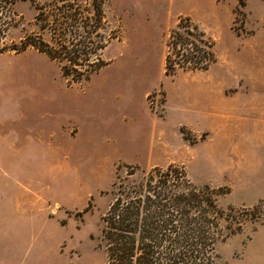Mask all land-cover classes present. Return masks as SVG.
<instances>
[{
    "label": "rangeland",
    "instance_id": "1",
    "mask_svg": "<svg viewBox=\"0 0 264 264\" xmlns=\"http://www.w3.org/2000/svg\"><path fill=\"white\" fill-rule=\"evenodd\" d=\"M89 4L0 0V264H104L100 217L123 166L146 171L169 161L196 185L227 188L222 209L261 204L256 221L248 217L218 254L222 264H264V145H244L245 158H232L218 118L211 142L193 145L203 136L181 126L196 129L197 116L180 110L192 99L206 102L202 80L210 77L217 114L246 105L256 119L253 98L264 93L256 82L264 81V0H106L103 22L95 28L91 21L95 29L87 30L94 45L100 36L108 43L76 62L98 58L106 66L78 83L32 48L16 53L26 39L53 45L63 32L53 23L61 19L57 9L72 5L84 19ZM179 18L212 41L215 63L206 77L177 69L191 67L181 55L198 44L187 29L176 32L191 44L175 36L177 45L166 49ZM165 53L176 76L164 75Z\"/></svg>",
    "mask_w": 264,
    "mask_h": 264
},
{
    "label": "trees",
    "instance_id": "2",
    "mask_svg": "<svg viewBox=\"0 0 264 264\" xmlns=\"http://www.w3.org/2000/svg\"><path fill=\"white\" fill-rule=\"evenodd\" d=\"M86 1L91 7L87 12L92 13L84 19L79 9H72V5L57 9L61 12V19L53 23L58 29L63 28V32L54 35L53 41L51 39L53 45L26 39L16 53L32 48L44 54L59 63L62 77L71 83L81 82L106 66L98 58L85 66L76 63L81 56L92 53L91 46L94 47L92 51L97 52L108 43L100 36L94 45L90 41L92 32L87 30L94 28L91 21L96 24L95 28L103 22L102 4L106 0ZM38 16L37 21L40 20ZM188 24L191 23L187 18H179L170 31L166 49L177 45V42H171L175 36L177 41L182 40V46L191 44L176 32L187 29L185 34L196 39L198 44H191V48L184 49L187 55H181L192 64L191 67L177 69L205 71L214 62L210 51L212 44L195 26L189 28ZM79 28L83 29L82 33ZM175 70L169 64L168 53H165L164 75L172 77ZM181 134L184 140H188L182 131ZM123 168L126 174L112 184L111 200L100 217L97 247L104 253V264H222L218 246L241 233L248 217L252 222L256 221L260 203L250 208L222 209L219 200L229 194L228 189L196 185L181 167L169 165L146 171L132 166Z\"/></svg>",
    "mask_w": 264,
    "mask_h": 264
},
{
    "label": "crops",
    "instance_id": "3",
    "mask_svg": "<svg viewBox=\"0 0 264 264\" xmlns=\"http://www.w3.org/2000/svg\"><path fill=\"white\" fill-rule=\"evenodd\" d=\"M204 36V38L209 41L212 44V41L210 38L206 36L205 33L201 32ZM213 46V45H212ZM211 46V53L213 55L214 62L211 63L208 68L205 71H196V72H183L181 75L183 76H192V75H199L202 74L203 76L206 77V75H209V71L211 70L213 64L215 63V55L212 50ZM165 57V55H164ZM177 75V74H176ZM174 75V76H176ZM179 75V74H178ZM202 82L207 83V86H205L208 90V97L206 102L202 103V106L199 105V102L196 101L195 99H192V103L187 104L188 106L185 108H181L180 110L183 111H190L193 112V115L197 116V120L195 121L197 127L192 128V127H185L181 126L182 128H185L193 137H201L203 136L202 140L199 142H196L193 145L200 144L204 141H209L211 142V135L215 131L220 130L221 124L218 127L216 119H223L225 122L223 124L222 130H223V144L222 145H229V151L230 155L232 158L235 159H240V158H245V155L241 153V149L244 148V145H264V93L259 95H256L253 100L254 102L259 103V109L254 110V114L257 115L256 119H251L250 115L252 114V110H246V105H243L242 110L234 109V108H227V110L224 111L222 114H217L215 112V100L214 97L211 96L210 98V91L211 93H214L215 90V79H203ZM262 83V87H264V81H256ZM204 83V85H205ZM241 81H239L238 84V89L237 91L243 92V87L241 86ZM249 83H246L245 85L248 86ZM223 85V83H222ZM224 84L223 86H225ZM211 86V90H210ZM237 92L236 90H234ZM221 92L223 94L225 93V88L221 89ZM168 98L165 94V103L164 107L166 106ZM190 109V110H188ZM185 113V112H184ZM234 122V123H233ZM242 123H253V127H248L245 126ZM180 127V128H181ZM180 139L183 140L179 133ZM186 142L185 140H183ZM187 143V142H186ZM210 145V144H209ZM212 145V144H211ZM169 165H177L180 167H183L181 164H177L175 162L169 161L166 164L163 165H158V164H152L149 165L148 168H153V167H159V168H164ZM184 169V167H183ZM185 170V169H184ZM186 173V171H185ZM187 174V173H186ZM188 176V175H187Z\"/></svg>",
    "mask_w": 264,
    "mask_h": 264
}]
</instances>
